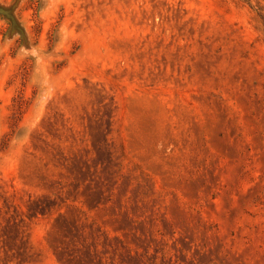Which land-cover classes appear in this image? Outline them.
<instances>
[{"label":"rangeland","instance_id":"obj_1","mask_svg":"<svg viewBox=\"0 0 264 264\" xmlns=\"http://www.w3.org/2000/svg\"><path fill=\"white\" fill-rule=\"evenodd\" d=\"M0 264H264V0H0Z\"/></svg>","mask_w":264,"mask_h":264}]
</instances>
